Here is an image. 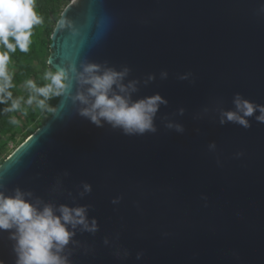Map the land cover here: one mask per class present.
Returning a JSON list of instances; mask_svg holds the SVG:
<instances>
[{
	"label": "water",
	"instance_id": "95a60500",
	"mask_svg": "<svg viewBox=\"0 0 264 264\" xmlns=\"http://www.w3.org/2000/svg\"><path fill=\"white\" fill-rule=\"evenodd\" d=\"M51 40L48 63L127 66L133 99L167 101L129 136L64 96L0 165L7 192L88 206L72 264H264V123H221L237 93L264 104V0H73ZM12 244L0 232L2 264Z\"/></svg>",
	"mask_w": 264,
	"mask_h": 264
},
{
	"label": "clouds",
	"instance_id": "9594fccd",
	"mask_svg": "<svg viewBox=\"0 0 264 264\" xmlns=\"http://www.w3.org/2000/svg\"><path fill=\"white\" fill-rule=\"evenodd\" d=\"M42 22L34 9V0H0V45L5 49L0 52V104L7 105L5 112L20 110L22 102L42 112H58L59 107L49 101L70 96L73 103L79 104L78 114L97 127L108 124L129 136L156 131V113L167 101L158 93L133 99L137 82H124L130 71L127 66L118 70L92 61L82 62L79 67L49 62L51 67L42 77L44 83L27 79L23 84L29 93L26 100L13 98L9 91L13 87L12 76L7 71L9 54L17 49L28 52L32 30ZM63 24L62 21L61 26ZM233 103L234 109L221 113V123L234 122L248 128L251 126L249 118L254 115L258 122L264 123V104H257L239 93ZM167 127L183 131L179 124L169 123ZM91 190V185L84 183L80 195ZM87 212V205H57L34 198L32 192L19 187L7 192L0 183V232H8L13 242L15 264H72L68 249L74 243L77 229L90 233L98 230L96 219L89 220Z\"/></svg>",
	"mask_w": 264,
	"mask_h": 264
},
{
	"label": "trees",
	"instance_id": "16d2710c",
	"mask_svg": "<svg viewBox=\"0 0 264 264\" xmlns=\"http://www.w3.org/2000/svg\"><path fill=\"white\" fill-rule=\"evenodd\" d=\"M71 0H35L34 9L38 15L42 17V23L34 26L32 30L31 44L28 52H21L17 49L15 52L10 53V59L15 61L18 65H23V62L26 58L37 60L40 68L37 64H29L26 66L24 75L33 76L35 81L38 84L44 83L42 77L45 71L49 70L51 65L48 63V58L51 54V35L55 29L57 21L61 17V13L66 7V5ZM5 51L2 45H0V52ZM12 76V75H11ZM23 75L16 74L12 76L13 87L9 89L11 91L13 98H16L13 93V88L18 87L19 81L22 79ZM59 98H54L49 103L53 106H56ZM7 107L6 104H0V132L8 133L10 132L9 137L14 138L19 131L14 129L8 118H6V112L4 109ZM21 108L25 111V106L22 102ZM33 117H39L38 123L33 125L31 128L27 129L24 132H21V142L22 143L28 136L34 133L44 122L53 114L48 112H42L39 109L33 107L31 110ZM5 151V144L0 145V154ZM6 158L0 159V165Z\"/></svg>",
	"mask_w": 264,
	"mask_h": 264
},
{
	"label": "rangeland",
	"instance_id": "374dc122",
	"mask_svg": "<svg viewBox=\"0 0 264 264\" xmlns=\"http://www.w3.org/2000/svg\"><path fill=\"white\" fill-rule=\"evenodd\" d=\"M73 0H71L69 3H72ZM68 3V4H69ZM67 4V5H68ZM34 5H35V0H34ZM66 5V6H67ZM35 8V7H34ZM29 64H37L38 67L40 68L39 64L37 63V60L34 59H28L26 58L23 62V65H18L13 61L12 59H9V62L7 64V71L10 75L14 76L16 74H21L23 75L22 79L19 81L18 87L13 88V93L16 98L24 97L25 100L28 96V91L27 89L24 88L23 84L24 81L27 79H33L35 78L32 76L24 75L26 66ZM25 106V111L23 108H20V110L15 111V112H6V118L11 123L12 130L16 129L19 131V134H17L14 138H10V132L8 133H2L0 132V145L5 144V151L0 154V159L2 158H7L10 154H12L17 147L21 144V132L26 131L27 129L31 128L33 125H36L38 123L39 117H33L32 114V109L33 106H28L27 104L23 103ZM15 120L17 123H12V121Z\"/></svg>",
	"mask_w": 264,
	"mask_h": 264
}]
</instances>
